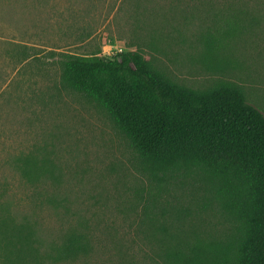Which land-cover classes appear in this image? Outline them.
Segmentation results:
<instances>
[{
    "label": "rangeland",
    "instance_id": "obj_1",
    "mask_svg": "<svg viewBox=\"0 0 264 264\" xmlns=\"http://www.w3.org/2000/svg\"><path fill=\"white\" fill-rule=\"evenodd\" d=\"M228 22L238 36L224 34ZM135 50L180 85H235L264 113V0H0V180L37 222L44 253L73 233L91 245L44 264H164L155 254L171 235L230 229L198 187L157 184L108 112L62 87L63 53ZM28 153L53 162L40 199L16 168Z\"/></svg>",
    "mask_w": 264,
    "mask_h": 264
},
{
    "label": "trees",
    "instance_id": "obj_2",
    "mask_svg": "<svg viewBox=\"0 0 264 264\" xmlns=\"http://www.w3.org/2000/svg\"><path fill=\"white\" fill-rule=\"evenodd\" d=\"M238 32L237 22L224 29L228 37ZM16 47L25 63L26 47ZM59 63L62 87L108 112L157 184L198 187L207 205L214 202L231 223L219 239L173 234L155 257L164 264H264V113L239 87L180 85L139 50L113 58L63 53ZM15 164L40 199L37 185L54 176L53 162L28 153ZM9 193L8 182L0 180V264H44L89 252L86 237L73 233L44 253L37 222ZM35 201L36 208L42 205Z\"/></svg>",
    "mask_w": 264,
    "mask_h": 264
}]
</instances>
